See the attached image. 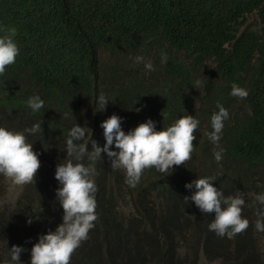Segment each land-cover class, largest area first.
<instances>
[{"label":"trees","instance_id":"16d2710c","mask_svg":"<svg viewBox=\"0 0 264 264\" xmlns=\"http://www.w3.org/2000/svg\"><path fill=\"white\" fill-rule=\"evenodd\" d=\"M193 2L0 0V33L7 30L3 22L9 9L17 8L21 24L29 12L33 27L53 33L61 43L60 53L74 54L63 83L39 59L37 39L20 43L15 67L27 77L20 84L0 80V126L24 131L42 123L43 128L25 133L41 162L35 183L17 186L0 175V264H10L13 245L25 249L21 261L30 264L38 237L62 223L54 173L66 162L69 129L97 122L103 135L100 124L112 114L124 118L126 133L148 119L160 131L174 117L193 115L200 121L194 151L167 176L145 169L134 188L125 170H113L102 154L94 176L98 218L70 264H264V232L255 227L264 207L255 200L264 193V0H227L224 15L205 13L218 18L210 23L197 19ZM82 44L86 49L77 53ZM87 52L94 67L83 74L79 61ZM130 53L150 61L155 71ZM233 84L247 89L246 99L230 95ZM33 95L44 101L38 113L26 105ZM100 95L109 102L105 111L94 113ZM218 104L229 112L219 148L208 138ZM104 143L103 137L98 144ZM220 148L222 159L216 161L213 153ZM188 173L214 177L213 186L225 197L241 194L249 227L233 239L209 231L214 213H201L185 200L194 191L185 184L197 179Z\"/></svg>","mask_w":264,"mask_h":264},{"label":"clouds","instance_id":"9594fccd","mask_svg":"<svg viewBox=\"0 0 264 264\" xmlns=\"http://www.w3.org/2000/svg\"><path fill=\"white\" fill-rule=\"evenodd\" d=\"M204 2L206 5L204 6ZM227 0H194L193 11L197 19L204 18L206 23L217 20L207 12L223 13ZM70 5L67 6V10ZM5 15L4 22L7 30L0 33V80L8 83L20 84L28 73L20 67H15V62L20 54V43H28L37 39V54L39 59L54 70L60 82L66 83L65 75L73 52L68 55L59 52L61 43L53 33L40 30L37 25L33 27L31 16L21 24L19 19L20 9L11 8ZM22 10V9H21ZM225 19L222 20L224 22ZM232 21V20H230ZM251 20H249L250 22ZM86 48L82 44L77 48V53ZM134 59V53L128 54ZM168 56L161 53V62L167 63ZM136 63H143L147 71H155L153 64L145 62L144 57L137 56ZM81 72L90 73L94 67V60L87 52L79 61ZM195 82V86L200 85ZM231 96L246 99L249 95L247 89L232 85ZM109 100L100 95L96 99L94 113L106 110ZM26 105L33 113H38L44 107V101L39 95L28 98ZM218 111L210 118L212 131L208 133L209 140L219 148L225 121L229 119V112L222 105H217ZM139 111V109H137ZM123 117L112 114L103 120L98 129L97 122L91 127L75 124L72 126L65 141L66 162L56 165L54 178L59 187L56 198L63 209L62 223L54 231L41 234L30 251V264H70L72 254L83 241L89 238V232L95 227L97 220L95 193L97 186L94 180L96 174L95 164L105 154L113 170L124 169L126 182L130 187H136L140 182L143 171L155 168L166 176L171 174L173 166H180L191 160L194 151L193 141L200 121L193 115L174 117L171 125L160 131L156 130V122L148 119L137 127L124 131ZM43 131L42 123H36L24 131H11L0 126V175L9 179L17 186L35 183V176L41 166L38 153L33 150L25 133L37 134ZM103 137L105 143L100 146ZM64 146V145H61ZM223 149L213 153L216 161L222 159ZM87 159L88 163L83 161ZM197 178L185 184V188L192 191L186 201L194 202L195 206L204 214H213L214 219L208 224L209 231L220 237L227 236L233 239L237 234L249 227V221L242 217L245 200L241 194L227 196L214 187V177ZM255 200L264 206V193L257 194ZM255 227L257 231L264 232V207L258 211ZM31 223V221H29ZM22 246L13 245L9 248L10 264H22Z\"/></svg>","mask_w":264,"mask_h":264},{"label":"rangeland","instance_id":"374dc122","mask_svg":"<svg viewBox=\"0 0 264 264\" xmlns=\"http://www.w3.org/2000/svg\"><path fill=\"white\" fill-rule=\"evenodd\" d=\"M0 188H1V186H0ZM3 194H4L3 191H0V197L3 196Z\"/></svg>","mask_w":264,"mask_h":264}]
</instances>
